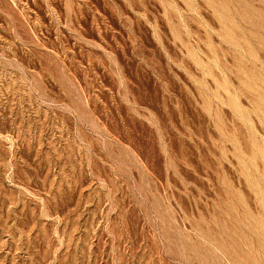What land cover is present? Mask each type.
I'll use <instances>...</instances> for the list:
<instances>
[{"label": "rangeland", "instance_id": "rangeland-1", "mask_svg": "<svg viewBox=\"0 0 264 264\" xmlns=\"http://www.w3.org/2000/svg\"><path fill=\"white\" fill-rule=\"evenodd\" d=\"M0 264H264V0H0Z\"/></svg>", "mask_w": 264, "mask_h": 264}]
</instances>
